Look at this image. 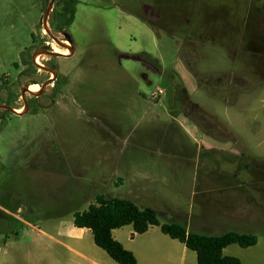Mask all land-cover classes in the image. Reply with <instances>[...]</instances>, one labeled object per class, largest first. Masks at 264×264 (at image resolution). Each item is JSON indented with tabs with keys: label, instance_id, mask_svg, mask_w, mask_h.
<instances>
[{
	"label": "rangeland",
	"instance_id": "1",
	"mask_svg": "<svg viewBox=\"0 0 264 264\" xmlns=\"http://www.w3.org/2000/svg\"><path fill=\"white\" fill-rule=\"evenodd\" d=\"M49 1L0 0V105L22 109L20 89L52 78L31 63L36 50L65 49L42 28ZM263 4L264 0H55L47 28L66 46L64 34L69 35L74 52L69 58L37 56L40 65L56 71V81L38 97L25 94L30 102L23 116L0 110V206L17 215L15 207L23 206L19 215L40 230L64 229L75 213L94 204L97 195L126 194L118 181L124 178L125 168H118L124 159L172 151V137L191 153L198 151L171 118H181L185 111L178 106L185 101L181 89L188 88L190 102L237 139L230 145L232 154L201 149L194 155L196 166L239 172L243 191L264 215V52L246 43L251 37L257 43L261 37L256 29L261 23L247 14V5ZM240 26L245 38L242 31L229 32L240 31ZM188 64L194 73L220 77V82L209 79L212 88L224 82L221 76L237 74L249 79L251 91L243 94L245 85L240 89L227 83L224 91L215 88L218 91L211 95L198 86ZM158 90L163 94L152 99ZM222 98L234 106H225ZM208 120L202 119L204 133L219 132ZM216 135L225 138L223 133ZM135 163V171H146L140 161ZM142 164L150 168L149 162ZM168 196L177 200L182 212H197L189 194ZM8 216L0 211V237L7 234L14 248L20 245L21 255L32 252L39 230L31 231ZM252 233L255 246L231 245L224 254L242 264H264V222ZM84 240L92 244L90 235ZM10 252L0 247V264H7ZM72 258L62 251L63 263Z\"/></svg>",
	"mask_w": 264,
	"mask_h": 264
},
{
	"label": "crops",
	"instance_id": "2",
	"mask_svg": "<svg viewBox=\"0 0 264 264\" xmlns=\"http://www.w3.org/2000/svg\"><path fill=\"white\" fill-rule=\"evenodd\" d=\"M191 73L197 82L200 81V77L209 76ZM172 78L174 77L172 76ZM172 78L167 75V79L171 80ZM185 79L187 78L182 76V80L185 81ZM230 80L231 77L229 76L227 78L229 87ZM200 84L198 82V86ZM226 86L225 88H227ZM200 87L210 91L211 95L218 91L215 88H221L223 91L225 89L221 86L208 88L205 84ZM181 91L184 93L185 101L182 103L183 105L178 106V110L185 111H181V118L177 119L171 116L172 121L187 137L192 139L198 151L201 149L228 151L232 154L234 151L230 145L233 142L219 141L204 133L205 128L201 125L202 119L207 121L208 117L203 118V115L199 114L195 107L201 108L190 102L188 88L187 90L181 89ZM249 91L251 89L246 90L243 94ZM237 95L234 96L237 97ZM222 102L225 106H234L233 103H228L223 98ZM206 114L217 121L214 116ZM211 123L217 125L213 121ZM217 123L219 122L217 121ZM219 124L225 127V125ZM214 127L217 128V126ZM226 130L229 132L227 128ZM169 143L172 151L167 149V153L153 155L154 152L147 159L142 155H134L124 159L123 164L118 163V168H125L123 170L124 178H118L119 184L126 189V194L122 198L132 201L139 208L150 207L155 209L161 224L166 222L182 224L187 232L208 236H215L213 232L218 230H224L222 233L236 231L254 234L252 230L262 225L264 215L257 203L247 197L246 192L243 191L244 185L238 180L239 172L199 169L197 167L198 160L195 157L198 153L197 150L191 153L175 137L170 138ZM136 161H140V166L146 171H135ZM142 161L149 162L150 168L144 167ZM252 185L254 186V184ZM168 193L189 194V199H192V206H195L196 203L197 212H182L177 200L169 198ZM20 209H23V206L15 207L14 210L18 213L17 215L13 214L11 209L0 206V211L9 215L10 221L23 224L31 231L39 230L38 235L34 236L36 245L32 252L29 251L26 255H21L18 249L20 245L14 248L13 244H10L9 236L3 234L0 237V247L3 250L9 248L11 251L6 258L7 264H65L62 259L63 250L73 257L69 264H117L94 244L89 229L77 228L72 221V224L64 229L57 227V229L53 228L52 231L46 232L32 226L29 221L21 217L19 215ZM11 235L18 238L17 232H11ZM88 235L92 238V244L84 240ZM111 235L124 249L133 254L137 264H197L196 254L188 250L183 243L163 234L160 227L151 226L145 233L136 234L128 225L112 230ZM20 238L25 239V235ZM227 248L223 250V254Z\"/></svg>",
	"mask_w": 264,
	"mask_h": 264
},
{
	"label": "trees",
	"instance_id": "3",
	"mask_svg": "<svg viewBox=\"0 0 264 264\" xmlns=\"http://www.w3.org/2000/svg\"><path fill=\"white\" fill-rule=\"evenodd\" d=\"M65 11L68 12V8ZM67 14L66 25H69L72 18L70 19V12ZM61 23L63 20L59 19L58 25ZM263 49H259V51L264 52ZM200 83V86L204 85L203 82L200 81ZM195 108L199 114L203 115V118L207 116L220 129L219 132L206 133L207 135L219 141H231L233 143L237 141L233 134L217 123L213 117L208 116L201 109ZM221 133L224 134L225 138L216 137V134ZM73 225L77 228L89 229L94 244L117 264H137L133 254L124 249L111 235L112 230L128 225L136 234L145 233L151 226L160 227L163 234L183 243L188 250L193 251L196 254L197 264H242L238 258L224 255L223 250L231 245L246 249L255 246L257 243L256 236L249 233L227 231L220 235L208 236L187 232L184 225L175 222L161 224L155 209L150 207L139 208L128 199L104 195H97L94 204H90L86 211L75 213Z\"/></svg>",
	"mask_w": 264,
	"mask_h": 264
},
{
	"label": "water",
	"instance_id": "4",
	"mask_svg": "<svg viewBox=\"0 0 264 264\" xmlns=\"http://www.w3.org/2000/svg\"><path fill=\"white\" fill-rule=\"evenodd\" d=\"M55 0H50L44 13H43V17H42V28L43 30L45 31V33L47 34V36H49L56 44H58L59 46L67 49L68 51V55L67 56H63L61 54H58V53H54L50 50H36L32 56H31V60H32V63L33 65L38 68L39 70L43 71V72H47L49 73L50 75H52V78L51 79H47L45 82H43L42 84L39 85V90L37 92H30L28 90V87L29 85L31 84H26L24 85L23 88L20 89V94H21V99H22V102H23V110L22 112H17L15 109H12L10 108L9 106L7 105H0V110L2 111H7L15 116H23L24 114H26L28 112V102L27 100L25 99V94H28L32 97H38L39 95L42 94V92L49 86L51 85L55 80H56V77H57V73L54 69H51V68H47L45 66H42L40 64H38L36 62V58L37 56H47V57H51V58H69L73 55V52H74V49L72 47V42H71V38L69 35H66L64 34V38H65V42H67L69 44V46H66L65 44H63V42L57 40L53 34L49 31V29L47 28V19L49 17V14L52 10V7H53V3H54Z\"/></svg>",
	"mask_w": 264,
	"mask_h": 264
},
{
	"label": "flooded vegetation",
	"instance_id": "5",
	"mask_svg": "<svg viewBox=\"0 0 264 264\" xmlns=\"http://www.w3.org/2000/svg\"><path fill=\"white\" fill-rule=\"evenodd\" d=\"M238 1V0H237ZM234 11V10H233ZM247 14H253V15H255L254 16V18H255V21L256 20H258L261 24H259L260 26H258L256 29L258 30V32H260L261 33V37H259V41L256 43V41L255 40H253V38L254 37H251L252 38V40L251 41H248V42H246L247 44H250L251 46H253V45H256L257 47H262V48H264V4L261 6V7H258V6H255V5H251V6H248L247 5ZM241 27V26H240ZM261 28V29H260ZM243 32L244 34H243V38H245V31L242 29V27L240 28V31H237V30H233V31H229V32ZM243 41H241V43H242ZM31 63H32V60H31ZM32 65H33V63H32ZM189 65L190 64H188V69L189 70H192L191 72H193V74H195L194 72H195V70H193L192 68V66H190L189 67ZM34 66V65H33ZM35 67V66H34ZM192 67V68H191ZM36 68V67H35ZM48 68V67H47ZM51 69H53V68H51ZM43 72V71H42ZM44 73H46V74H49V73H47V72H44ZM213 76H202V77H200L199 78V80L201 81V82H203V84H205V85H207V87H213V86H215V85H213V84H209L208 83V81H209V79L211 80V83H213V82H220V80H221V78L220 77H218V76H215L214 78H212ZM222 77V79H224V82L221 84V85H219V86H221V87H224L225 88V86H226V84H227V78L225 77V76H221ZM49 79V78H48ZM214 80V81H213ZM56 81V80H55ZM199 81V82H200ZM213 81V82H212ZM231 84H230V86H232V87H240V89H244V88H241L243 85H245L244 87L245 88H247L246 90H250L251 88H249V83L250 82H247V81H249V79L247 78V77H244V76H242V75H235V76H233V77H231ZM240 82H242L243 84H239ZM246 83V84H245ZM49 86H51V85H49ZM27 102H28V104H29V99H27ZM7 112V111H6Z\"/></svg>",
	"mask_w": 264,
	"mask_h": 264
},
{
	"label": "bare ground",
	"instance_id": "6",
	"mask_svg": "<svg viewBox=\"0 0 264 264\" xmlns=\"http://www.w3.org/2000/svg\"><path fill=\"white\" fill-rule=\"evenodd\" d=\"M66 43V42H65ZM52 50L54 51V53H58V54H61L63 56H67L68 55V51L67 49H60L58 47H55V46H52ZM36 62L38 63V59H36ZM39 64V63H38ZM28 90L30 92H37L39 90V86L38 85H35V84H31L29 85L28 87ZM23 109V108H22ZM22 109L20 108V110H17V112H22Z\"/></svg>",
	"mask_w": 264,
	"mask_h": 264
},
{
	"label": "built area",
	"instance_id": "7",
	"mask_svg": "<svg viewBox=\"0 0 264 264\" xmlns=\"http://www.w3.org/2000/svg\"><path fill=\"white\" fill-rule=\"evenodd\" d=\"M163 94V92L161 90H158L156 93L151 94V98L156 100L157 98H159V96H161Z\"/></svg>",
	"mask_w": 264,
	"mask_h": 264
}]
</instances>
